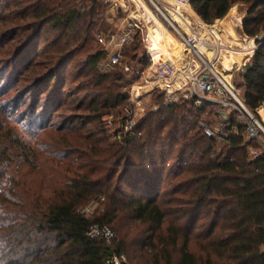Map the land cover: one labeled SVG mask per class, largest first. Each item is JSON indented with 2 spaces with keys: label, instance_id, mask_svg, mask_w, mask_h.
<instances>
[{
  "label": "trees",
  "instance_id": "1",
  "mask_svg": "<svg viewBox=\"0 0 264 264\" xmlns=\"http://www.w3.org/2000/svg\"><path fill=\"white\" fill-rule=\"evenodd\" d=\"M239 3L248 6L243 32L255 37L264 30V0H192L191 7L212 25ZM25 5L32 34L21 46V60L29 44L40 46L46 27L69 35L65 45H49L55 51L45 70L26 64V71L35 73L29 90L36 95L33 114L40 107L44 115L54 113L63 98L50 86L54 79L64 83L55 68L70 53L71 42L84 44L96 31L113 29L105 18L110 5L105 0H26ZM106 58L103 50L87 56L82 86L93 102L80 109L99 123L127 108L131 85L151 64L139 37L108 73L102 68ZM241 79L245 103L257 114L264 106V44ZM41 96L47 99L40 104ZM151 96L161 101L159 108L138 116L128 133L119 129L112 141L110 136L92 141L94 133L103 135L97 124L85 137L78 130L82 141L90 140L84 149L71 141L73 131L60 129L47 153L6 126L9 118H0V181H8L0 193L3 264H106L113 253L132 263L175 264V251L177 264H264V155H250L257 143L245 140L243 127L237 133L229 129L223 142L208 137L201 126L208 104L167 103L157 91ZM166 167L177 183L161 195ZM44 174L47 184L34 185L31 177ZM93 202L100 207L86 213ZM94 224L110 226L116 238L111 243L91 238ZM194 239L204 245L200 255L189 249Z\"/></svg>",
  "mask_w": 264,
  "mask_h": 264
},
{
  "label": "built area",
  "instance_id": "2",
  "mask_svg": "<svg viewBox=\"0 0 264 264\" xmlns=\"http://www.w3.org/2000/svg\"><path fill=\"white\" fill-rule=\"evenodd\" d=\"M105 1L110 5L106 18L114 27L97 38L107 56L103 71L111 72L121 64L126 48L138 37L151 60L140 80L129 89L130 104L119 121L122 133L133 129L137 117L145 114V99L157 91L167 103L185 99L197 107L208 104L214 112V125L204 129L208 137L223 142L229 139V129L237 133L243 127L245 140L258 145L250 148V155H264V125L246 105L243 88L235 83V77L244 72L264 44V30L248 37L243 32V17H237L226 29H208L196 22L192 0ZM166 31L173 39L171 53L163 40ZM228 31L235 32V36ZM97 206L93 202L85 212L91 214ZM90 236L111 243L116 232L108 225L94 224ZM106 264L129 262L126 255L113 253Z\"/></svg>",
  "mask_w": 264,
  "mask_h": 264
},
{
  "label": "rangeland",
  "instance_id": "3",
  "mask_svg": "<svg viewBox=\"0 0 264 264\" xmlns=\"http://www.w3.org/2000/svg\"><path fill=\"white\" fill-rule=\"evenodd\" d=\"M55 1L60 3V0ZM25 2L26 0H0V118H9V122H5L6 126L15 127L28 142L32 145L44 148L47 153L53 151L52 148L54 143L52 142L57 141L56 131L60 129L69 130V132L73 131L74 133L70 134L71 141L82 145V149H84L85 145H89L90 140L88 142L87 140L82 141V138L77 136L76 132L79 130L83 135L89 134L96 124L98 126H103L102 128L104 131L103 135L94 133L95 137L92 138V141L101 136H110V140L112 141L114 135L120 129L119 121L123 112L116 111L110 115H104L102 122L99 123L98 121H94L93 117L88 115V113L80 109L82 107L83 109L89 107V105L92 104L91 102H93L92 98L87 97V92L82 91V86L86 80L85 61L87 56L102 50V47L97 43L96 36V33H100L101 30L96 31L84 44H72L71 42V47H69L70 53L65 55L63 57L64 62L55 68L59 69V78L60 75L64 76L61 78V80H64L62 85L59 86L54 79L50 86L52 88H58L63 98V103L58 106L56 112H49L44 115L43 113L45 111L40 107L37 109L35 115L33 114L32 108H34V98H36V95L34 92L29 93V90L35 73L33 70L30 72L26 71V64L30 61L33 64H38L37 69L45 70L44 67L48 64L46 63L48 62L47 59L50 56L52 57L55 51V48L50 46L58 41L61 42L62 46L65 45V43L69 41V35L61 36L62 33L55 30L53 31L51 26L46 27L40 46L38 47V44H35L32 47V44H29L30 47H26L24 60H21V55L19 53L21 46L27 45L30 38L29 36L32 34V32L29 31L30 28H28V24L32 22V18L26 15V11L24 10L26 6ZM247 7V5L242 3L232 7L229 13L224 17L226 20L222 24V27L226 29V27L232 26L237 17H243L244 20L247 14ZM232 10L233 14H231ZM106 17L107 13L105 15V18ZM157 21L159 22L158 18ZM101 22V20H97L96 24L99 25ZM108 24L110 26L109 22ZM94 29L96 30L95 27ZM108 32L109 31L105 29L104 31L102 30L101 33ZM228 32L232 34L231 31ZM142 52L143 51L140 50V53ZM48 70H52L51 64H49ZM241 76H243V72L235 77V83L237 85H242ZM65 83L66 85H64ZM91 89L92 87H90L89 90ZM43 96H41L40 104L47 99V97ZM183 100L185 99H180V101ZM70 105H74L75 107H69ZM159 105H161V101H157L155 97L151 96L146 98L143 105L145 108V114H143V116L151 111L157 110ZM257 114L264 125V106ZM39 116L41 118H39ZM213 121V112L211 109H207V113L202 117V128L205 129L206 125L213 126ZM221 144L222 143H219L218 146H221ZM168 168L170 167H166L167 171L165 173L161 195L164 192L171 191L173 185L177 183L172 180V177L170 179L168 178ZM48 176V174H44L43 176L33 175L31 178L34 185L41 187L47 184L43 182V178L48 179ZM7 185L8 181L6 178L0 181L1 194L3 191H6ZM6 196L8 195L6 194ZM99 207L100 205L97 206V208ZM2 222L3 220H0V227ZM3 234V229L0 228V235ZM203 248V243L201 241L196 242V239H194L189 246L190 251L195 255H200ZM179 257V253L175 251L173 253L175 264L179 262ZM129 261L131 264H152L148 259H143L136 263H132L130 259ZM0 264H3L1 260Z\"/></svg>",
  "mask_w": 264,
  "mask_h": 264
},
{
  "label": "bare ground",
  "instance_id": "4",
  "mask_svg": "<svg viewBox=\"0 0 264 264\" xmlns=\"http://www.w3.org/2000/svg\"><path fill=\"white\" fill-rule=\"evenodd\" d=\"M192 12V11H191ZM192 14H193V16H194V18H195V20H196V22H198V23H200V24H202V25H204L206 28H208V29H211V30H216L217 31V29L218 28H222V24L224 23V21L226 20V19H224V20H220V21H216L214 24H212V25H206L203 21H202V19L197 15V14H195V13H193L192 12ZM203 22V23H202ZM233 36H235V32H233V34H232ZM169 38H170V40H172L173 41V39H172V37L169 35ZM172 41H171V48H172V50L174 49V45L172 44ZM172 52V51H171ZM227 56V55H226ZM228 57H226V59H227Z\"/></svg>",
  "mask_w": 264,
  "mask_h": 264
},
{
  "label": "crops",
  "instance_id": "5",
  "mask_svg": "<svg viewBox=\"0 0 264 264\" xmlns=\"http://www.w3.org/2000/svg\"><path fill=\"white\" fill-rule=\"evenodd\" d=\"M231 14H233V10H232ZM163 40L165 41L166 44H168V45H166V48L168 49V53H169V50H170V53H171V51H172L171 50V47H172L171 46V40L169 38V34L167 33V31H166L165 35L163 36Z\"/></svg>",
  "mask_w": 264,
  "mask_h": 264
}]
</instances>
